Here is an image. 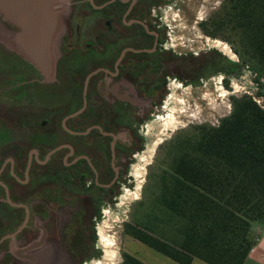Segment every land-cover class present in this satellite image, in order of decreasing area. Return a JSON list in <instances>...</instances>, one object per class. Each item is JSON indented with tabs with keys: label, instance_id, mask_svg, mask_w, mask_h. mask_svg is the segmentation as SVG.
Returning <instances> with one entry per match:
<instances>
[{
	"label": "flooded vegetation",
	"instance_id": "flooded-vegetation-1",
	"mask_svg": "<svg viewBox=\"0 0 264 264\" xmlns=\"http://www.w3.org/2000/svg\"><path fill=\"white\" fill-rule=\"evenodd\" d=\"M171 2L69 0L50 80L0 49V264L100 257L96 223L133 182L144 125L173 89L206 77L167 33Z\"/></svg>",
	"mask_w": 264,
	"mask_h": 264
},
{
	"label": "trees",
	"instance_id": "trees-1",
	"mask_svg": "<svg viewBox=\"0 0 264 264\" xmlns=\"http://www.w3.org/2000/svg\"><path fill=\"white\" fill-rule=\"evenodd\" d=\"M200 29L238 58L219 57L217 73L251 70L261 103L232 96L218 125L191 126L162 146L153 192L124 232L177 264H244L256 245L252 226L264 224V0H224ZM215 62L207 57L206 70ZM121 264L145 263L124 253Z\"/></svg>",
	"mask_w": 264,
	"mask_h": 264
},
{
	"label": "rangeland",
	"instance_id": "rangeland-1",
	"mask_svg": "<svg viewBox=\"0 0 264 264\" xmlns=\"http://www.w3.org/2000/svg\"><path fill=\"white\" fill-rule=\"evenodd\" d=\"M223 2L224 0H172L167 7L162 8L172 43L178 45V50L197 60V64L200 62L206 77L202 82H188L173 89L168 101L162 108L158 107L160 112H156L144 125L146 146L143 153L136 155L129 170L133 182L121 188L114 204L103 205L101 218L96 223L97 249L93 250V255L100 257L87 264H121L124 253L145 264H177L124 232V226L130 222L136 204L144 198H150L153 192L155 178L159 173L157 162L161 159L160 148L191 126L218 125L221 119L231 113L232 96L248 94L261 103L257 98L261 90L251 70L245 69L239 76L228 77L217 73L221 70L219 57L229 63L237 62L238 58L232 46L220 39L206 37L200 29V24L217 13ZM0 47L10 51L1 42ZM207 57L215 59L217 63V66L208 71L205 68ZM191 76L190 71L189 79ZM225 81H228V88ZM23 254L20 253L19 257L25 258ZM197 264L205 263L197 261Z\"/></svg>",
	"mask_w": 264,
	"mask_h": 264
},
{
	"label": "water",
	"instance_id": "water-1",
	"mask_svg": "<svg viewBox=\"0 0 264 264\" xmlns=\"http://www.w3.org/2000/svg\"><path fill=\"white\" fill-rule=\"evenodd\" d=\"M69 0H0V15L18 27L8 30L0 21V42L53 78L55 44L63 32Z\"/></svg>",
	"mask_w": 264,
	"mask_h": 264
},
{
	"label": "crops",
	"instance_id": "crops-1",
	"mask_svg": "<svg viewBox=\"0 0 264 264\" xmlns=\"http://www.w3.org/2000/svg\"><path fill=\"white\" fill-rule=\"evenodd\" d=\"M252 235L256 238V245L251 250L244 264H264V224H254L252 226ZM197 261L192 264H197Z\"/></svg>",
	"mask_w": 264,
	"mask_h": 264
}]
</instances>
